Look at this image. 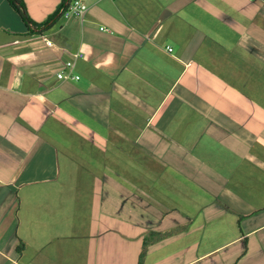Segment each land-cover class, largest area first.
<instances>
[{
	"label": "crops",
	"instance_id": "crops-1",
	"mask_svg": "<svg viewBox=\"0 0 264 264\" xmlns=\"http://www.w3.org/2000/svg\"><path fill=\"white\" fill-rule=\"evenodd\" d=\"M21 1L0 0V264H137L153 233L143 264H264V0Z\"/></svg>",
	"mask_w": 264,
	"mask_h": 264
},
{
	"label": "rangeland",
	"instance_id": "rangeland-1",
	"mask_svg": "<svg viewBox=\"0 0 264 264\" xmlns=\"http://www.w3.org/2000/svg\"><path fill=\"white\" fill-rule=\"evenodd\" d=\"M226 217H230V218L224 217V219L227 220L229 223H230L229 221L230 219H233L235 221V218L232 215ZM219 222L220 220L217 222V224ZM217 224L215 223L214 225L208 227L206 226L205 230L201 233L194 232L188 234V238H189L188 242L193 243L194 246H196V248L188 250L189 258L192 257L193 255L201 253L202 251H207L209 249H212L215 245L222 243L224 239L229 238L231 235H233L232 232L233 228L227 226L228 224H223V225L218 224L219 227L216 226ZM197 242H199L198 245ZM219 254L217 256L214 255L213 259H211L210 261L216 260V257H218ZM162 258L165 260V257ZM253 260L254 261L259 260V255L257 254V252H254Z\"/></svg>",
	"mask_w": 264,
	"mask_h": 264
},
{
	"label": "built area",
	"instance_id": "built-area-1",
	"mask_svg": "<svg viewBox=\"0 0 264 264\" xmlns=\"http://www.w3.org/2000/svg\"><path fill=\"white\" fill-rule=\"evenodd\" d=\"M60 12L66 19L70 17H82L84 13L83 3L81 0H67L61 7ZM47 43L50 44V41H47ZM65 65L67 68H71L73 66V61H67ZM56 75L60 80L72 77L64 70H60ZM73 77L78 78V76Z\"/></svg>",
	"mask_w": 264,
	"mask_h": 264
},
{
	"label": "trees",
	"instance_id": "trees-1",
	"mask_svg": "<svg viewBox=\"0 0 264 264\" xmlns=\"http://www.w3.org/2000/svg\"><path fill=\"white\" fill-rule=\"evenodd\" d=\"M12 8L25 20L27 21L26 13H25V7L21 0H8ZM165 234L161 233H153L150 235V237H147L142 242V248L138 256L137 264H143L144 255L146 252V248L148 244L160 240L162 237H164Z\"/></svg>",
	"mask_w": 264,
	"mask_h": 264
}]
</instances>
